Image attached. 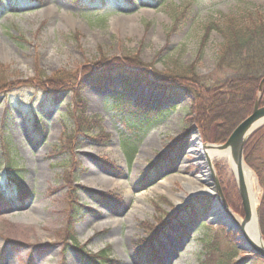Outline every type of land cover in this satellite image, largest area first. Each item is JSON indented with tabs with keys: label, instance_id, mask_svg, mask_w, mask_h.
Here are the masks:
<instances>
[{
	"label": "rangeland",
	"instance_id": "obj_1",
	"mask_svg": "<svg viewBox=\"0 0 264 264\" xmlns=\"http://www.w3.org/2000/svg\"><path fill=\"white\" fill-rule=\"evenodd\" d=\"M260 20L264 0H0V81L5 88L14 87L0 93V197L5 198L0 199V264H88L78 250L91 251L98 262L104 251L111 260L107 264H261L251 263L250 254L239 248L240 233L220 222L215 191L184 198L180 194L186 191L177 179L169 186L175 198L167 191H149L174 175L214 187L190 144L196 135L201 143L219 142L202 138L197 120L186 110L190 95L177 97L170 104L175 105L172 112L150 122L132 115L127 105H109L106 83L100 89L80 78L73 86L77 92L62 90L56 98L34 84L39 75L53 77L100 59L124 57L148 65V76L190 67L208 82L221 76L215 64L223 37L215 27L235 22L243 27ZM137 95L147 99L149 91L141 86ZM152 96L155 104L161 95ZM76 102L82 104V114L100 117L107 141H78L77 135L68 141L67 136L78 134L73 133L79 116ZM65 106L72 108L71 115H65ZM182 140L173 165L161 163L144 180L157 156ZM252 159L254 167L263 161L264 142ZM210 163L241 221L233 172L226 161ZM245 164L256 180L259 215L263 191L253 167ZM8 174H15V180ZM92 193L117 196V206L105 205ZM139 193L145 194L141 210L136 209ZM75 200L84 207L73 220ZM206 200L208 205L184 230L174 223L162 231L191 202L201 206ZM109 216L112 223L92 229ZM220 226L232 234L235 249ZM147 239L152 244L143 249Z\"/></svg>",
	"mask_w": 264,
	"mask_h": 264
},
{
	"label": "trees",
	"instance_id": "obj_2",
	"mask_svg": "<svg viewBox=\"0 0 264 264\" xmlns=\"http://www.w3.org/2000/svg\"><path fill=\"white\" fill-rule=\"evenodd\" d=\"M215 29L223 37V43L219 48L215 64V72L221 74V76L208 82L198 79V74L194 68L190 67L177 73L164 74L152 71V74L149 73L150 76H148L146 70H144L148 65H143L135 57H124L110 61L100 59L90 65L80 67L75 72L61 73L53 77L39 75L37 76V82L33 83L36 87L43 90L46 95L54 97L62 90H68L72 93L77 92L75 85L78 84L80 78L84 79V82H87L89 85L100 89L106 83L110 90V93L106 95L109 99L107 100V102L109 101V105H127L130 111H132V115H136L140 120L148 118L150 122L154 119L163 118L172 112L175 105L171 107V102L183 94H188L192 97V101L186 110L187 112L190 111L193 114V118L195 117V120H197L196 124L200 129L202 138L205 141L221 143L226 140L230 131L241 120V116L246 114L247 111L252 110L259 83L264 77V20L243 27H239L235 22L224 29L220 27H215ZM115 79L118 80L117 84L114 83ZM3 83L5 81L1 80L0 93L8 89H14V87L5 88ZM2 85L4 90H1ZM141 86L143 88L146 87L149 91L147 99H144V97L141 99L139 95L133 96ZM154 93H160L161 95L155 104L153 103L152 96ZM78 103V106L77 102L75 104V111H79L78 122L73 132H78V134H73L70 137L67 136L68 141L73 140L75 135L79 137L78 141L82 139L93 143L107 141L109 135L101 127L100 117L96 114L89 117L82 114V104ZM51 104L52 100L49 104H41L40 107L44 109L45 105ZM260 105H264V83L260 94ZM65 111V115L73 113L70 106H65ZM182 142L183 140L176 142L167 153L158 156V160L154 162L151 170L143 174L144 180L155 175L161 163H165L168 166L172 165L179 146L183 144ZM263 142L264 125L255 130L246 141L243 158L249 166L253 167V171L257 175L263 191L259 204V228L264 239V159L258 167H254L252 164V156L259 150ZM103 165L113 170L111 164L105 162ZM13 175L8 174L10 181L15 180L16 176ZM92 195L105 205H112L114 203L117 206L116 200H119L115 195H105L103 193H92ZM0 199L4 200L5 198L1 196ZM72 202L74 204L71 205L70 218L75 220L80 215L81 209L84 206L81 207L76 200ZM208 203L206 201L203 205L199 206L197 203L194 204L192 202L185 210L173 218L170 223L161 224V226L163 225L162 231L164 232L166 229L170 230L168 227L174 223L184 230L186 223H192L198 216L201 208L204 209ZM220 228L224 230L227 240L230 241V246L233 249L235 242H233L234 238L232 234L223 227L220 226ZM151 244V239L145 240L142 244L143 249ZM76 249L78 250V248ZM78 251L81 253L83 260L88 264L111 263V260H109L105 253L101 252L99 254L98 258L101 257L102 261L98 262L95 256L90 255V252ZM142 252L144 253V251ZM145 256L150 260L153 258L150 257L149 251ZM251 258V263L259 261L254 256H251Z\"/></svg>",
	"mask_w": 264,
	"mask_h": 264
},
{
	"label": "water",
	"instance_id": "obj_3",
	"mask_svg": "<svg viewBox=\"0 0 264 264\" xmlns=\"http://www.w3.org/2000/svg\"><path fill=\"white\" fill-rule=\"evenodd\" d=\"M263 83H264V77L261 79L259 83L258 94H260L261 92ZM263 124H264V105H260L259 96H258L254 102L250 114L244 117L233 128V130L231 131V133L228 135L227 139L223 143H219V144L201 143L198 135H196L195 137L200 143L199 147L203 151L207 149L228 151L229 157L234 165L233 174L235 176L236 189L242 206L243 218L241 221H238L235 218V215L233 214V212L231 211L229 205L225 200L220 183L211 166V163L209 161H206V168L214 183V187H212L213 192L215 191V194L213 195L215 200L214 204L219 207V208L217 207L218 210L221 209L217 211L216 208V210L214 211L220 213L219 218H220V222L223 225H227L228 227H231L235 231L240 233L239 239H242V244H240L239 248L245 251L246 253L252 254L256 258L260 259L262 262H264V240L261 236L258 225V208H256L255 210V221L259 236V243L253 242L245 232V227L251 222L253 215L249 202L247 188L243 180L242 166L243 165L246 166L243 160V149L245 143L248 140L249 136L252 134V132ZM226 230L228 231L227 228Z\"/></svg>",
	"mask_w": 264,
	"mask_h": 264
},
{
	"label": "bare ground",
	"instance_id": "obj_4",
	"mask_svg": "<svg viewBox=\"0 0 264 264\" xmlns=\"http://www.w3.org/2000/svg\"><path fill=\"white\" fill-rule=\"evenodd\" d=\"M199 144L200 143L198 142V140L195 137L192 139V142L190 144V151L196 155V160L198 161L199 164H201V165L205 164L206 165V161L213 162L215 160H223V161H226L228 163L230 170L233 172L234 165H233V162L231 161V159L229 157V153L227 150L207 149V150L203 151L199 147ZM87 151L91 152V153L96 152V150L91 149V148H88ZM111 152H113V150ZM242 175H243V180H244L245 186L247 188V193H248L249 202H250L252 215H253L251 222L248 225H246V227H245V232L253 242L259 243V236H258L256 221H255V209L257 206V202H258L257 192H256V180H255V177H254L252 171L244 165L242 166ZM176 179L182 183L185 191L187 192V193L182 192L180 194V196H183L184 198H189L190 196H194V195H206V194H210L213 192L212 187H210L209 185H197L194 179L189 178V177L179 176V175H174L168 179H164V180L159 181L155 186L151 187L149 189V191H152V190L167 191V193L169 192L175 198L177 196L173 195L169 191V186H170L171 182L173 180H176ZM104 182L106 184H109V185L112 184L111 180L105 179ZM148 193H150V192H148ZM128 194H129V192H128ZM135 197H136V201L138 203H140L139 206L136 207V209L141 210V207L144 205L143 199L145 197V194L139 193ZM31 217H32V214H31ZM32 218H35V217H32ZM235 218L238 221H240L236 216H235ZM112 222H113V219H112V217L109 216L104 220V222H101L100 224L94 225L92 227V229L94 231L95 230L96 231L101 230Z\"/></svg>",
	"mask_w": 264,
	"mask_h": 264
}]
</instances>
